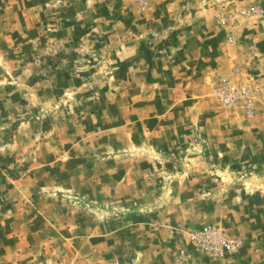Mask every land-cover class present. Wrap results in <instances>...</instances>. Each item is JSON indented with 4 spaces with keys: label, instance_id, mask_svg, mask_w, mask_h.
<instances>
[{
    "label": "rangeland",
    "instance_id": "1",
    "mask_svg": "<svg viewBox=\"0 0 264 264\" xmlns=\"http://www.w3.org/2000/svg\"><path fill=\"white\" fill-rule=\"evenodd\" d=\"M0 264H264V0H0Z\"/></svg>",
    "mask_w": 264,
    "mask_h": 264
},
{
    "label": "built area",
    "instance_id": "2",
    "mask_svg": "<svg viewBox=\"0 0 264 264\" xmlns=\"http://www.w3.org/2000/svg\"><path fill=\"white\" fill-rule=\"evenodd\" d=\"M219 20L222 25H225L229 21V17L223 16ZM189 235L198 244L200 249L212 254L231 253L239 249L241 245L238 239L227 238L223 234L208 227L193 230Z\"/></svg>",
    "mask_w": 264,
    "mask_h": 264
},
{
    "label": "crops",
    "instance_id": "3",
    "mask_svg": "<svg viewBox=\"0 0 264 264\" xmlns=\"http://www.w3.org/2000/svg\"><path fill=\"white\" fill-rule=\"evenodd\" d=\"M260 58L259 57H257V59H255V61L257 62L256 64H259L258 63V60H259ZM225 62H227V60L225 59Z\"/></svg>",
    "mask_w": 264,
    "mask_h": 264
}]
</instances>
